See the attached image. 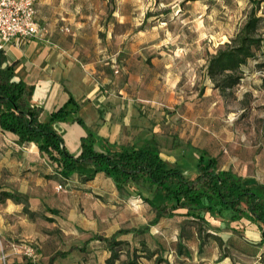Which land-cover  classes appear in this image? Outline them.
<instances>
[{
  "label": "rangeland",
  "instance_id": "obj_1",
  "mask_svg": "<svg viewBox=\"0 0 264 264\" xmlns=\"http://www.w3.org/2000/svg\"><path fill=\"white\" fill-rule=\"evenodd\" d=\"M61 4L73 21L86 23L76 39L81 46L75 77L83 90L88 74L95 88V114L90 106L83 109L89 124L95 122L96 130L119 144L154 136L162 155L188 176L196 174L195 147H203L220 166L242 174L245 184L264 182V22L257 56L242 66L238 84L222 92L207 73L209 57L247 13L255 8L264 15V0ZM68 23L62 34L70 40L74 31ZM88 170L92 166L64 179L37 147L20 148L0 130V192L14 193L12 199L29 208L33 221L11 236V248L0 236V264L76 263L87 254L68 258L67 251L77 247L86 223H95V239L104 246L95 247V264H125L129 259L137 264H264L260 227L246 216L232 220L227 210L207 214L208 227L222 240L205 238L201 249L202 239L186 216L159 215L133 186L118 189L104 173L87 177ZM22 186L30 192L19 191ZM6 200L0 196V207ZM153 201L162 202V194ZM180 243L189 254L179 253ZM112 252L118 256L109 262Z\"/></svg>",
  "mask_w": 264,
  "mask_h": 264
},
{
  "label": "trees",
  "instance_id": "obj_2",
  "mask_svg": "<svg viewBox=\"0 0 264 264\" xmlns=\"http://www.w3.org/2000/svg\"><path fill=\"white\" fill-rule=\"evenodd\" d=\"M263 22L264 15L252 8L230 39L209 57L207 73L222 92L240 82L242 66L257 56L263 41L260 31ZM4 61L5 55L0 48V128L16 133V141L20 145L36 144L41 155L46 156L62 178H72L79 171V163H92L94 173L103 172L111 177L118 189L133 186L159 215L186 216L195 224V232L202 239L201 249L205 238L211 236L222 240L208 227L207 214L225 210L232 212V220L246 216L256 222L264 242V182L256 186L245 184L242 174L230 167L220 166L218 158L203 147H195L196 174L188 176L181 165L162 155L154 136L144 137L140 143L134 144L111 142L89 127L79 114L75 120L83 126L85 133L79 139L77 150L73 151L66 145L55 123L66 121L71 114L77 113L79 102L71 94L48 117L43 116V108L28 100L25 82L15 79L12 65L4 67ZM158 194H162L163 201L156 204L153 197ZM14 195L8 190L0 192V196L5 198ZM24 211L29 213L26 205ZM179 253L189 254L183 243L179 244ZM117 256L116 252H112L108 261ZM125 264L137 262L129 259Z\"/></svg>",
  "mask_w": 264,
  "mask_h": 264
},
{
  "label": "crops",
  "instance_id": "obj_3",
  "mask_svg": "<svg viewBox=\"0 0 264 264\" xmlns=\"http://www.w3.org/2000/svg\"><path fill=\"white\" fill-rule=\"evenodd\" d=\"M62 1L42 0L37 4L36 16L40 26L39 33L33 37L17 36L10 41L3 42L2 50L5 55L3 66L12 65L14 78L25 82L28 100L33 105L41 106L45 117H48L55 108L63 105L71 94L75 97L80 104L79 111L71 114L66 121L56 122L55 126L63 135L66 145L71 150L76 151L79 139L85 133L83 126L75 120L76 115L79 114L89 127L95 129V122L94 125L89 124L83 112L84 106L87 105L92 108L95 114V101L93 99L95 88L90 87L88 74H84L83 77V82L86 83L87 89L81 90L76 86L75 73L81 46V44L76 42V39L82 24L86 23L82 20L73 21V17L67 16V10L61 4ZM68 22H71V27L74 31V37L70 40H67L62 34V28L63 26H68ZM84 47H81V49H84ZM87 63L92 69H95L93 62L87 61ZM0 130L2 129L0 128ZM2 131L7 132L13 139V143L20 148L29 146L20 145L16 141L18 137L16 133L6 130ZM96 131L111 141L108 136L98 130ZM31 145L37 147L36 144ZM37 149L39 151L38 147ZM39 154L41 155L40 151ZM43 157L46 158V156ZM46 160L48 161L47 158ZM85 166H92V172L90 170L87 172H91L90 174H93V176L94 174L103 173H94V165L90 162L79 163V170ZM19 191L30 192L28 186L20 187ZM6 199L5 202H2V207H0V236L3 237L4 242L5 240L8 241L6 242L7 246L11 248L13 245L10 239L11 236H14L15 233H20L21 225H27L33 223V221L29 213L24 211L23 203L12 198ZM31 201L34 206L36 201L33 197H31ZM82 228L85 232L79 234L76 242L77 247L71 251L69 248L67 257L72 258L77 252L86 253L87 256L71 264H90V260H93V264H95V247L102 248L104 246L97 244L101 240L95 239V223L83 224ZM10 243L12 244L10 245ZM84 245H86L85 252L80 250ZM10 250L12 251V249ZM13 252H9V254Z\"/></svg>",
  "mask_w": 264,
  "mask_h": 264
},
{
  "label": "built area",
  "instance_id": "obj_4",
  "mask_svg": "<svg viewBox=\"0 0 264 264\" xmlns=\"http://www.w3.org/2000/svg\"><path fill=\"white\" fill-rule=\"evenodd\" d=\"M42 0H0V48L17 36L33 37L40 31L37 4ZM62 185L60 184L59 187Z\"/></svg>",
  "mask_w": 264,
  "mask_h": 264
}]
</instances>
